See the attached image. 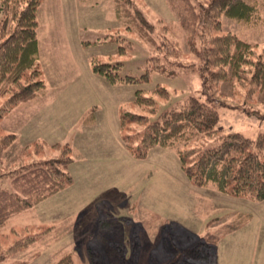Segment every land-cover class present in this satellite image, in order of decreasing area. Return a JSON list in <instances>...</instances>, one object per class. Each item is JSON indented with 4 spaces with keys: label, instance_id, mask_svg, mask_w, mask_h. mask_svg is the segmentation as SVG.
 I'll return each mask as SVG.
<instances>
[{
    "label": "rangeland",
    "instance_id": "1",
    "mask_svg": "<svg viewBox=\"0 0 264 264\" xmlns=\"http://www.w3.org/2000/svg\"><path fill=\"white\" fill-rule=\"evenodd\" d=\"M132 1L148 24L115 0H44L39 10L40 67L47 88L0 121V137L17 135L2 154L0 187L15 191L12 177L3 174L19 161L53 158L67 147L73 181L6 223L0 257L18 239L43 235L2 263L56 264L71 254L73 264H168L212 235L219 239L212 249L216 264H264V201L221 193L215 184L197 185L175 148L153 147L137 157L147 126L180 109L189 96L216 105L222 130L189 147L217 146L229 132L256 139L264 133V96L249 97L250 87L236 79L209 82L185 67L199 61L171 0ZM228 33L259 44L258 54L264 53V20L244 24L224 18L222 30L213 34ZM108 35L125 41L110 43ZM193 35L201 47L202 31ZM163 40L178 49L170 60L158 48ZM119 46L128 54L119 53ZM93 57L123 63L122 76L148 74L149 82L113 85L93 72ZM138 90L157 104L137 105ZM6 99H0V108ZM133 115L149 121L142 124ZM240 223L238 230H229Z\"/></svg>",
    "mask_w": 264,
    "mask_h": 264
},
{
    "label": "trees",
    "instance_id": "2",
    "mask_svg": "<svg viewBox=\"0 0 264 264\" xmlns=\"http://www.w3.org/2000/svg\"><path fill=\"white\" fill-rule=\"evenodd\" d=\"M115 1L119 7L127 5L132 8L142 23L148 24L132 0ZM171 1L178 8L184 30L189 32L191 53L199 61L185 67L198 71L209 82L222 83L236 79L250 87L249 97L253 94L264 96V53L258 54L259 44L234 33L221 36L213 34L222 30L224 18L244 24L262 22L264 0H203L198 4L191 0ZM43 2L0 0V99L7 98L0 108V121L13 107L35 98L47 88L40 67L38 16ZM197 31H202L199 48L195 45L193 35ZM105 40L110 43L125 41L122 37L109 35ZM158 48L161 51L165 49L168 60L172 54L178 53L174 43L169 40H163ZM118 50L122 55L128 54L127 47L119 46ZM91 65L96 75L104 77L113 85L149 82L148 74L140 77L122 76L120 71L123 63H103L98 57H93ZM157 92L166 95V98L170 95L163 88ZM135 103L151 108L157 104L154 99L144 97L142 90L136 92ZM151 111L154 112L153 109ZM120 119L121 126L125 127L126 114L122 113ZM132 119L142 124L149 121L148 117L140 115H133ZM219 125L220 114L212 101L189 96L180 109L165 112L160 121L147 126L140 140L141 154L136 155L143 158L148 149L153 147L175 148L187 176L197 185L215 184L221 193L249 197L256 202L264 201V133L256 139H250L239 132H229L221 135V143L217 146L205 150L189 147L196 140L221 132ZM16 139L15 134L0 137V166L3 165V152ZM126 141L128 148H132L133 136L127 137ZM70 153L71 149L67 147L53 158L36 159L28 163L21 160L3 174L12 177L15 191L0 187V231L15 215L34 208L71 185L73 179L68 169L74 160ZM242 223L230 225L229 230H238ZM42 235L18 239L0 257V264H3V259L33 246ZM218 243V237L209 235L197 246L183 250L168 264H216L212 249ZM56 264H73V258L69 254Z\"/></svg>",
    "mask_w": 264,
    "mask_h": 264
},
{
    "label": "crops",
    "instance_id": "3",
    "mask_svg": "<svg viewBox=\"0 0 264 264\" xmlns=\"http://www.w3.org/2000/svg\"><path fill=\"white\" fill-rule=\"evenodd\" d=\"M83 117H84V116H83ZM83 117H82V119H83ZM79 122H81V120H79ZM79 122H78V123H79ZM84 123H86V122H84Z\"/></svg>",
    "mask_w": 264,
    "mask_h": 264
}]
</instances>
